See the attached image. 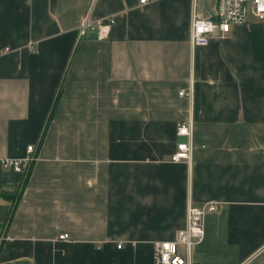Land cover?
<instances>
[{"label": "crops", "instance_id": "1", "mask_svg": "<svg viewBox=\"0 0 264 264\" xmlns=\"http://www.w3.org/2000/svg\"><path fill=\"white\" fill-rule=\"evenodd\" d=\"M192 10L0 0V159L35 146L27 174L0 165V264H152L188 202L218 204L189 264H264V21L192 47ZM87 14L114 19L106 38L79 36ZM188 118L191 162H173Z\"/></svg>", "mask_w": 264, "mask_h": 264}, {"label": "built area", "instance_id": "2", "mask_svg": "<svg viewBox=\"0 0 264 264\" xmlns=\"http://www.w3.org/2000/svg\"><path fill=\"white\" fill-rule=\"evenodd\" d=\"M147 0H140L141 3ZM195 2L192 0L193 10L189 27V43L192 47L205 46L211 38H224L234 25H242L247 22L249 14L259 21H264V0H217L213 15L202 16L195 12ZM114 19H91L87 14L78 25L79 36H82L91 28L96 30V37L104 39ZM8 49H4L7 51ZM184 94V91L179 93ZM176 134L184 139L176 144V150L171 155L173 162L184 161L190 164L193 144V121L191 118L180 121L176 125ZM35 146L28 145L26 153L20 157H3L0 159L1 168L14 171L23 175L27 174L35 160ZM218 204L209 202L202 206H196L191 202L186 205L185 225L177 229L170 240L154 241L152 250V264H189L190 252L193 246L204 238V217L207 213L215 212ZM60 240H68L69 234L62 233ZM117 244V248L121 247Z\"/></svg>", "mask_w": 264, "mask_h": 264}]
</instances>
